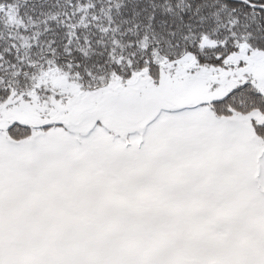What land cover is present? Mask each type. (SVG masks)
Masks as SVG:
<instances>
[{
  "label": "snow or ice",
  "instance_id": "obj_1",
  "mask_svg": "<svg viewBox=\"0 0 264 264\" xmlns=\"http://www.w3.org/2000/svg\"><path fill=\"white\" fill-rule=\"evenodd\" d=\"M0 264H264V0H0Z\"/></svg>",
  "mask_w": 264,
  "mask_h": 264
}]
</instances>
